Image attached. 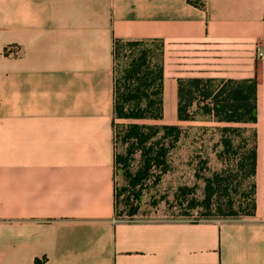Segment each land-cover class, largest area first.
I'll return each instance as SVG.
<instances>
[{
  "label": "crops",
  "instance_id": "crops-1",
  "mask_svg": "<svg viewBox=\"0 0 264 264\" xmlns=\"http://www.w3.org/2000/svg\"><path fill=\"white\" fill-rule=\"evenodd\" d=\"M205 4L0 0V264H264L259 147L254 217H116V40L164 43L165 125L184 78L257 77L264 118V0Z\"/></svg>",
  "mask_w": 264,
  "mask_h": 264
},
{
  "label": "trees",
  "instance_id": "trees-1",
  "mask_svg": "<svg viewBox=\"0 0 264 264\" xmlns=\"http://www.w3.org/2000/svg\"><path fill=\"white\" fill-rule=\"evenodd\" d=\"M204 9L205 0H188ZM115 119L133 120L120 138L125 152L118 153L115 125V175L123 173L126 185L115 190L116 217L134 218L140 209L144 186L153 178L158 184L170 166L168 157L188 137L182 125L139 124L164 118V43L121 41L114 44ZM258 78L226 80L184 78L178 80V121H209L215 128L213 146L220 168L209 176L196 172L203 181V198L195 186L178 189L175 202L180 208L198 210L207 220H240L256 214V175L258 166L257 132L246 126L258 122ZM200 116V119L198 117ZM209 127H202L208 131ZM140 155L137 168L133 156ZM203 161L205 170L208 160ZM161 170L158 173L157 170ZM126 199H121L124 194ZM125 205V211L120 208ZM186 205V206H185ZM185 206V207H184ZM126 216V217H125ZM202 220V221H204Z\"/></svg>",
  "mask_w": 264,
  "mask_h": 264
},
{
  "label": "rangeland",
  "instance_id": "rangeland-1",
  "mask_svg": "<svg viewBox=\"0 0 264 264\" xmlns=\"http://www.w3.org/2000/svg\"><path fill=\"white\" fill-rule=\"evenodd\" d=\"M260 82H264V72H261ZM261 110L258 111V122L255 125L246 126L249 130L257 132L258 147L262 151L264 157V118L261 119ZM199 119L200 116L198 115ZM136 123L133 120L116 119V133L118 142V153L125 152L126 146L123 145L120 138V133H124L127 124ZM139 124H164V121H137ZM187 131L188 137L181 142L175 149H172L168 161L169 170L163 175L161 181L156 184L153 178L149 181L143 190L141 197L140 209L138 214L132 218L139 221H202L204 220L201 212L198 210H189L180 208L175 202V196L178 189L183 186H195V195L199 199L203 198L204 184L203 181L196 177V172H200L209 176L212 172L220 168V164L216 159L213 146L218 138L215 134V128L218 126L216 123L209 121H197L193 123H178ZM177 124V125H178ZM202 127H209L208 131L202 130ZM208 160L205 170H202L201 160ZM140 161V155L133 156L132 165L137 168ZM161 173V170H157ZM264 181V176H263ZM126 185L123 173L118 171L116 174V186L120 190ZM126 193L121 199H126ZM186 206V205H185ZM184 206V207H185ZM122 210L125 205H121ZM127 209H125L126 211ZM126 217V216H125ZM127 218V217H126ZM125 218V219H126ZM251 217H244L243 219ZM241 220V219H240Z\"/></svg>",
  "mask_w": 264,
  "mask_h": 264
},
{
  "label": "built area",
  "instance_id": "built-area-1",
  "mask_svg": "<svg viewBox=\"0 0 264 264\" xmlns=\"http://www.w3.org/2000/svg\"><path fill=\"white\" fill-rule=\"evenodd\" d=\"M263 56V54H260V57H262Z\"/></svg>",
  "mask_w": 264,
  "mask_h": 264
}]
</instances>
